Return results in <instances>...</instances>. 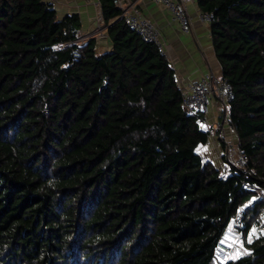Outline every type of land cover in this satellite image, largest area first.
Here are the masks:
<instances>
[{
  "label": "trees",
  "instance_id": "1",
  "mask_svg": "<svg viewBox=\"0 0 264 264\" xmlns=\"http://www.w3.org/2000/svg\"><path fill=\"white\" fill-rule=\"evenodd\" d=\"M197 1L249 173L203 156L172 63L113 0L102 54L77 14L0 0V264H264V0ZM229 227L245 249L221 262Z\"/></svg>",
  "mask_w": 264,
  "mask_h": 264
},
{
  "label": "crops",
  "instance_id": "2",
  "mask_svg": "<svg viewBox=\"0 0 264 264\" xmlns=\"http://www.w3.org/2000/svg\"><path fill=\"white\" fill-rule=\"evenodd\" d=\"M44 1L54 5L59 20L72 14H77L80 17V38L93 35L97 28V19L99 16L98 4L101 5L100 0ZM121 1L123 3L127 1L135 2L142 14L149 17L160 28L162 40L164 42L165 55L172 63L178 81L187 84L209 73L222 78V67L215 53L210 23L200 20L199 13L201 9L198 6L197 0L188 4V12L192 20V29L190 33H183L178 24L173 20L169 10L162 5L154 3L152 0ZM103 27L105 36L95 37L98 54L109 52L113 49L107 34L108 24L104 22ZM219 110L221 112V106L216 104L210 114L212 123L214 119L219 117ZM213 125L215 126L216 123L214 122ZM218 128L214 127V133L210 136L209 142L202 147L207 148V145H209V149H206L205 152V149H203L202 154L204 155L206 153L208 159L215 164L218 163L219 165H217V167L220 166L221 168L225 164V161H221V154L223 155L228 148L231 149L232 145L238 147V138L231 127L226 129V131H222ZM223 147H225V150H223ZM210 158H213V160ZM220 161L223 162V165ZM231 235H234L232 230L227 231L224 239H230Z\"/></svg>",
  "mask_w": 264,
  "mask_h": 264
},
{
  "label": "built area",
  "instance_id": "3",
  "mask_svg": "<svg viewBox=\"0 0 264 264\" xmlns=\"http://www.w3.org/2000/svg\"><path fill=\"white\" fill-rule=\"evenodd\" d=\"M154 3L166 7L172 15L173 20L178 24L183 33H190L192 29V20L188 12V4L196 0H152ZM114 5L119 9V18H123L146 42L156 45L161 53L165 54L164 42L160 28L147 16L143 15L137 4L133 1L123 3L121 0H113ZM99 16L97 19V28L90 37L80 38V41H86L90 38L104 37V18L102 7L98 4ZM199 18L201 21L211 23L213 14L200 11ZM177 85L183 95V109L194 116H197L201 127L209 130L212 135L213 123L210 114L216 104L221 106L220 128L225 131L229 126V107L230 102L234 99V92L228 82L212 73L206 74L196 81L184 84L177 80ZM232 150V159L227 157L225 164L221 169L224 172H230L231 167H235L245 173H249L247 168L248 156L242 153L239 147ZM228 153V152H227ZM255 192L259 197L264 198V188L255 187ZM241 221V216L237 215L233 223L237 226ZM243 247L241 244L229 245L220 241L215 248V257L223 262L228 259L232 253L242 255Z\"/></svg>",
  "mask_w": 264,
  "mask_h": 264
},
{
  "label": "rangeland",
  "instance_id": "4",
  "mask_svg": "<svg viewBox=\"0 0 264 264\" xmlns=\"http://www.w3.org/2000/svg\"><path fill=\"white\" fill-rule=\"evenodd\" d=\"M221 114H222V111L220 112V110H219V112H218V115H219V117L218 118H216V119H214V121H213V123L215 122L216 123V125L214 126L215 128H218V127H220L219 126V124H220V117H221ZM214 127H213V131H212V135H213V133H214ZM229 127L227 126L226 127V129H228ZM218 129H221V128H218ZM217 129V130H218ZM226 129H225V131H226ZM223 135H224V133H223ZM225 139V138H224ZM229 141V140H228ZM209 145H207V148L206 147H204V148H202L203 146H201L200 147V152L202 153V150L203 149H205L204 150V152L206 151V149H209V147H208ZM227 148V147H226ZM231 148V147H230ZM233 148H235V146L234 145H232V148L231 149H233ZM237 148V147H236ZM231 149H227V151H225V152H228V153H225L224 152V154L222 155L221 154V158H222V160L221 161H226L227 160V157L229 156V158L230 159H232V150ZM223 150H225V147H223ZM205 158H207L208 159V157L206 156V153L203 155ZM226 157V158H225ZM220 158V159H221ZM210 159H212L213 160V158H210ZM220 161V162H221ZM219 162V163H220ZM222 163V165H223V162H221ZM216 165H219L218 163H216ZM219 168H220V166H218ZM229 230H232V233H234V235H231V238L230 239H224V240H222V241H224V242H226V243H228L229 245H235L236 243L237 244H241L243 247H244V243H243V240H242V237L236 232V230H235V228H233V227H229V229H228V231ZM257 231V230H256ZM255 233V232H254ZM245 249V248H244Z\"/></svg>",
  "mask_w": 264,
  "mask_h": 264
}]
</instances>
